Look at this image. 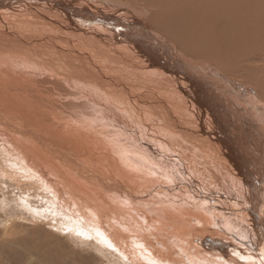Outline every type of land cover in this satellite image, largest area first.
<instances>
[{
	"label": "bare ground",
	"instance_id": "1",
	"mask_svg": "<svg viewBox=\"0 0 264 264\" xmlns=\"http://www.w3.org/2000/svg\"><path fill=\"white\" fill-rule=\"evenodd\" d=\"M13 197L27 264H264V0H0Z\"/></svg>",
	"mask_w": 264,
	"mask_h": 264
},
{
	"label": "rangeland",
	"instance_id": "2",
	"mask_svg": "<svg viewBox=\"0 0 264 264\" xmlns=\"http://www.w3.org/2000/svg\"><path fill=\"white\" fill-rule=\"evenodd\" d=\"M68 180L70 182L75 181V179H68ZM9 185H11V184H9ZM17 197L12 198L16 201V205L10 206L8 204L7 207H3L4 209H0V214L3 216V217H1L0 222H2V221L3 222H6V221L12 222V220H13V223H14L13 227L16 230V231H12L11 229L4 227V223H0V231H1L0 235H2L4 233V231H2V230L6 229L5 231H7V235L8 236L10 235L11 238L15 240V242L13 244H8L7 242L5 243V242H2L0 240V264H27V262H26L27 259L24 257L26 252L24 253L22 250V249H24L23 248L24 243H23L22 239L19 237V234H22L23 229L25 230V232H27L24 234H33L32 229H34V232H35L34 224L37 223V224H39V226L41 228H45L46 230H50L54 234L57 233V231L55 230L56 227L53 229V227L50 225V224L53 225V223L51 221H50V223L48 222V220H51L49 218V215H46L47 217L45 215L39 216L38 217L39 219L37 218L36 220H34V219L30 218L27 214L25 215V213H26L25 210L21 212V215H22V218L26 219V222L23 224V226H21V225L19 226V224L17 222L20 221V218L16 217V216L18 215L17 213L21 211V209L19 208V206L17 207V203H19ZM37 203L40 204V202H37V201H34L33 204L38 205ZM45 203H47V202H45ZM50 206H52V203H50ZM1 210H2V213H1ZM50 210H52V209L50 208ZM5 215H6V219H7L6 221L2 220L3 218H5ZM20 229H22V230L20 231ZM17 231H20V232L17 233ZM70 231H72V230H70ZM70 231H69V233H71ZM67 232H68V230H67ZM68 235H70V236H68ZM68 235L60 233V235H58V236H62V238H64V241L66 243H68L70 248L77 251V255L79 257H81L84 254V250H86L88 253H90L94 256L93 258L96 259L97 262L99 260L102 261V259H105V262L110 264V262H108V260L110 261L111 257L100 256V255H102V252L100 250H102L104 248V251H105V249H107L106 244L98 242V244L94 245L93 243L86 242L87 240H85L83 242L80 239L84 240V235H79L76 232H72L71 234H68ZM46 236H47L46 234L42 233L41 239L45 238ZM86 237L89 238V240L91 242L94 241L93 238H90L89 236H86ZM78 238H80V239H78ZM97 240H99V239L97 238ZM30 245L33 248H37L39 244H36V242H29L26 244V247H28ZM91 246H93V248ZM220 251L221 250L216 249V248H208V247L201 245L199 253H200V255L201 254L206 255V256L210 257L211 259L212 258L215 259L218 257H222V256H220V255H222V253H219ZM105 252H107V251H105ZM106 254L109 255V252ZM47 255L52 258V256H51L52 254L50 255L49 253H47ZM26 256H30V254H27ZM32 257H34L35 259L38 258V256H35V255ZM92 264H97V263L93 262Z\"/></svg>",
	"mask_w": 264,
	"mask_h": 264
}]
</instances>
